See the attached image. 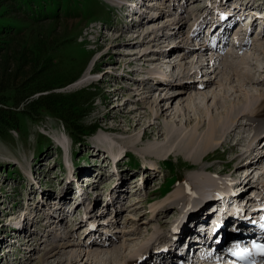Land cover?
I'll return each mask as SVG.
<instances>
[{
	"label": "rangeland",
	"instance_id": "374dc122",
	"mask_svg": "<svg viewBox=\"0 0 264 264\" xmlns=\"http://www.w3.org/2000/svg\"><path fill=\"white\" fill-rule=\"evenodd\" d=\"M129 1H134V4L139 7L140 0ZM120 2L122 1L0 0V22L4 25V28L0 27V29L3 34L7 32L11 36L15 33L16 39L22 41L27 38L35 39L39 34H42L49 47L47 53L55 61L51 65L50 77L57 79L56 82H62L78 76L75 81L54 91L65 95L80 91L86 92L85 104L79 107L80 112L70 117L66 116V118L72 119L74 124L80 126L79 132L68 130L59 119L53 116L41 114L34 119L28 117L23 110L26 103L5 110L6 112L19 110V112L11 114L8 127H0V249L4 247V245L1 246L2 240L8 229L14 227L13 224L23 222L24 218H26L25 226L22 225L23 231L19 234V238L35 231L36 234H39L37 235L39 240L32 247L30 246L34 241L25 247H20L19 244L12 241L13 249L16 250H13L6 260H1L6 251L0 252V264H26L27 259H30L29 264H42L40 258H43L42 256L49 247L46 243L47 239L44 237L47 234L45 232L46 224L47 221L55 218L54 206H58L57 202L64 198L65 194L69 198L63 199L66 204L63 208L62 218L59 217L61 223L58 224L56 236L67 237L65 239H68L72 245L67 249V252L77 255L76 263L73 264H125V260L130 255L142 259L139 254L135 256L134 253H138L144 247L143 253L146 250L145 246L150 245L158 237H166L165 241H171L174 228H180L182 235L187 230L186 235L183 236L192 238L193 233H196L200 228V224H205L202 223V218L208 213L204 214V212L214 208L220 202L196 198L193 193V189L198 187V183L192 184L190 181L194 175L199 174L197 168L200 170L202 168L200 165H205L215 173H220L222 180L230 179L231 181L235 178L234 182L236 183L232 185L234 192L249 186L248 192L252 191L249 195L244 193L245 195L241 196L242 193L239 194L243 199L249 198L255 192V196H258L259 189L263 186L264 158L257 169L252 167L255 172L249 185L245 186L246 182L243 179L246 176L245 171H248L251 164L246 167L245 171L234 175L239 170L237 171V165L232 160L245 151L243 146L246 137L253 135L249 128H246L242 134L244 136L243 146L233 149L234 140H231L229 143L219 146L216 152L210 153L206 162H199V165H195L191 159L193 153L190 152L191 156L186 152L181 153V156L170 154L168 148L171 145L167 138L155 139V136H152L148 131V135H144L146 124L159 122L155 118L144 116L143 122L139 123L137 129L132 127L140 119V113H145L146 110L155 107L154 102L161 99L162 102L159 101L160 108L164 110V114L160 122L165 121L164 123L170 124L169 137H175L180 142L186 139L182 136L188 137L192 134V139H195L193 133L197 130L196 139L202 140L201 135L205 130L206 115L221 113L223 101L216 104L211 99L213 94L221 93L218 84L205 92L208 94L207 100L199 94L196 97L197 100L189 101V97L194 96L195 92L188 89L185 94L176 97L173 102L163 101V98L167 93L174 95L178 90L176 88L169 89L168 92L165 90L166 84L161 82L155 84V79L149 80L148 85L141 87V82L146 81L145 77H148V72L152 71H156L158 74L160 72V77L164 76L163 72H166L164 74L167 76L170 74L177 86L183 84L184 78L180 73L187 67L201 69L202 76H208L211 73L212 62L208 56L203 57L201 61L208 63L200 66V63H195L193 59L195 55L190 59H182L183 54L180 53L186 46H192V41L190 42L192 38L187 39L193 35L195 29H199V35L202 33L201 29L209 16L205 18L203 24H201L202 18L209 11L211 17H215L213 10H215L216 4L220 3L219 0H143L142 9L145 10L144 15L149 18H145L141 24L137 21L138 18L141 19L140 16H136L134 20L130 21L127 16L129 11L120 10V4H118ZM232 4L236 5L235 0L229 4L230 8L233 7ZM152 15H158L159 18L154 17L156 18L154 19L151 17ZM179 19H182L184 24L182 29V24L177 23ZM167 25L169 26L166 27ZM152 29L154 32H151ZM205 31H203L204 36L206 35ZM162 34L170 36L164 39L158 47L156 44H152V39L155 36H158L159 39ZM10 36L8 39L4 35L0 36V62L5 55V42L8 41L7 44H11ZM242 37H249L252 42L256 36L249 33ZM217 45L221 46L219 42ZM230 45L229 42L225 46L226 49L223 47L222 51L233 52ZM173 47H177V49L174 50ZM250 49L248 50L249 56L258 59L256 67L261 69L264 66L263 56H259ZM157 50L162 52L159 53ZM195 51H192L191 54L196 53ZM242 54L244 55V53ZM243 55L240 58L230 57L226 60L229 59L228 61H233L235 64L241 65L244 71H248L249 65L240 60ZM134 57H137L138 61L133 62ZM154 57H157V60L153 61ZM192 61L194 64H189ZM88 71L91 72L88 81L78 83ZM256 71L259 70H255L254 67V72L256 73ZM189 78L190 84L200 83L195 81L197 78ZM179 82L181 83L178 84ZM231 84L225 82V87L233 90L231 88L233 85H243L235 76L234 83ZM149 87L154 88L152 93L147 90ZM139 88L138 91L141 92V95L134 97V94L138 92L135 91ZM163 88L165 91L162 90ZM114 90H116V94ZM242 91L229 96V101L244 99L245 94L248 93L253 94L254 98L252 99L257 102L255 97L260 92L264 93V86L248 84L242 87ZM39 95L35 94L32 99H37ZM149 95L150 99H147L146 97ZM140 99L145 101L146 108H141L139 113L133 115L130 112L138 106L136 101ZM195 104L201 108L200 111L194 112ZM0 107L3 109L5 106L0 105ZM191 119H193V123H190ZM199 119L202 120L201 124H198ZM198 125H202L203 129H197ZM110 127H114V129L112 131L105 130ZM90 129L95 131L90 135H85ZM135 139L141 145L131 147L130 141ZM258 142L259 148L264 146V142ZM199 145H197L196 151ZM119 148L127 149L128 158L118 161L116 164L118 173L108 175L111 159L117 160L115 157H117L116 153L119 152ZM149 148L163 149L162 156L164 157L158 160L144 157L143 153L147 149L150 150ZM261 150L264 151V149ZM157 153L161 154L160 151ZM157 153H154V156L158 155ZM106 155H109L108 161L105 158ZM100 159H102V166L107 167L104 171L106 175L90 178V184H87V186L89 185L87 188L89 194L85 196L84 203L78 204L81 199L75 200L71 196L72 188H75V185L64 173V164L66 160H72L77 166V173L91 174L95 172L94 167L99 164ZM92 180L95 181L92 182ZM238 182L242 185L239 184L241 186L236 187ZM118 183L119 185L116 186ZM222 184H224L223 181ZM137 187L142 189L139 190ZM176 187L187 188L183 189V195L181 193L177 195V201L174 203L176 207H169L168 205L172 202V199H168L169 193ZM169 190L170 192L166 195L165 193ZM116 196L118 197L116 198ZM186 196L189 197L188 202ZM241 198L237 197L240 201ZM166 206L169 210L165 209ZM192 206L194 208L189 211L192 216L186 218L184 214ZM39 208L44 210L45 215H48L47 220L43 214H41L42 218L40 216L37 218ZM32 218L34 223L37 220H40L41 223L31 224ZM8 222L13 224H8ZM91 222H94V229L90 227ZM135 225L142 227L141 235L137 237L132 235ZM15 237L17 238V236ZM52 238L50 236L49 240ZM90 238H102L107 243L112 239L116 241V244L103 249L105 252L100 256L88 255V248L83 243H88ZM157 245L158 242L153 245L152 250L147 251L149 256L144 260L147 262L146 264H153L152 261L155 260L157 253L155 249L160 248ZM114 248L118 249L120 256L118 255L117 259L110 262L109 257L115 255ZM172 254H175L174 251ZM69 256L71 257V253L62 257L63 260H66L64 264H69ZM178 259L176 258V260ZM57 260L53 258L48 261L50 264H55ZM174 264H177V261H174Z\"/></svg>",
	"mask_w": 264,
	"mask_h": 264
},
{
	"label": "bare ground",
	"instance_id": "6f19581e",
	"mask_svg": "<svg viewBox=\"0 0 264 264\" xmlns=\"http://www.w3.org/2000/svg\"><path fill=\"white\" fill-rule=\"evenodd\" d=\"M219 2H220L219 5L224 4V3L222 4V0H220ZM262 5H264V3L254 6V4L251 3V0H249V1H247V2L245 1L243 3L240 2V4L238 6H234L232 8V10L235 8H238V10L240 9V11H242L241 16H243V15L246 16V14H248L249 12L247 10H246L247 12L244 11L245 10L244 8L249 9V8L255 7V8L259 9L262 7ZM132 15H135V13H133ZM208 15H210V11L206 14L205 17L202 18L201 24H203V22L205 21V18ZM139 16L141 19L138 18L137 21L140 24L145 21L144 20L145 18H149L148 16H145L143 14H141ZM151 17L152 18H154V17L159 18L158 15H154V16L152 15ZM217 17H219V16H217ZM135 18H136V16H135ZM154 19H156V18H154ZM239 20H240L239 18H235V17L233 19L227 20L225 22L224 28L220 31V33L219 32L216 33V29H217V27H216L217 25H216L211 30V34L215 33L214 37L216 39H218L219 41L224 39L223 41L227 42L228 38L226 36L228 35V33L230 31L232 32L236 28L234 25L236 24V21H239ZM131 21H132V19H131ZM177 23L182 24V26H181V29H182L183 25H184L182 23V19H179ZM201 24H199V25H201ZM168 26L169 25H167L166 27H168ZM254 26L255 25H254V21H253L251 26L249 27V29L253 28ZM210 29H211V26H210ZM219 30H220V27H219ZM242 31L243 30H239L236 33L237 35L233 36V39H235V41L232 43L233 52L229 53V56H225L223 51L219 49V46H217V45L212 46L211 42L209 41L210 39L207 42L206 41L204 42V40L208 39L209 35L211 37L210 33H209V35L208 34L205 35L204 39H201V40H203V43L200 42L199 48L195 51L196 53L191 54V52L194 50L192 49V47H188V46H186L183 49V51H181L180 54L181 55L183 54L182 59H190V57L195 55L193 59L195 60V63H197V64L200 63V66L206 65L208 63V62L203 63L201 61H202L203 57H205V56H207V54H209V57H210L209 60H210V62H212V69L210 70L211 73L208 76H205V75L202 76L203 73H201V69H199V68L197 69V68H188L187 67V69L184 68L185 70L183 69L184 71H182V73H180L181 76L184 78L182 80L183 84L177 86L176 82L173 80V78L170 74H169L170 77L163 74L164 76H167L165 78L168 79V81L164 83V84H166L165 90L169 92V89H172V88L178 89L174 95H169L168 93L165 95V97L163 98V101H166V102H173V100L176 97H181L183 94H185L188 91V89L194 90V92H195L194 96L189 97V101L195 100L197 95L199 96V94L203 95L205 100H207L208 94H206L205 92L208 91V89H211L215 84H218V86H220L221 93L213 94L211 99H213V101L216 104L220 103V101L222 100L223 102H222L221 106L223 107V109H222L221 113L220 112L215 113L214 115H211V116L206 115L207 117L204 120L205 130L203 132V135H201L203 137L202 140L196 139L197 130H195V129H194L195 131L193 130L194 131L193 134L195 135V139H192L193 138L192 134L188 137L182 136V138L186 137V139H184L183 141H180V142L175 137H169V135H170V129H169L170 124L164 123L165 121L160 122L162 119V116L164 114V110H161V108H160V102H162V101H160L161 99H158L154 102L155 107L151 108L150 110H146L147 112H145V113H140L139 114L140 119L132 127H133V129H137V127L140 125L139 123L143 122V118H145L144 116H146L147 118L149 116H151L152 118H155V120H157L159 122H154V123L149 122V124H146V126H145V132L146 133H144V135H146V134L148 135V132H149L150 134H152V136H155V139H158V138L160 139L163 137L167 138L168 143L171 145V147L168 148V152H170V154L181 156V153L186 152L187 154H190V156H191V153H193V157L191 159H192V161H194L195 165H199V162H201V163L206 162L207 161L206 158H208L210 153L216 152V150L219 148V146H222L224 143L227 144L231 140H234L233 149H236L237 147L243 146L242 142H244V136L242 134L245 132L246 128L247 129L249 128L251 130V132L253 133V135H251L250 137H246L247 139L244 143L245 145L243 146L245 148V151L238 154V156L232 160V162L237 165V168H238L237 171L239 170L238 172H235L234 175H237V173H241V171H245V169H247L246 167H248L251 164V166L248 168V171L247 170L245 171L246 176L243 179V181L246 182L245 186H247L246 184L249 185L251 179H253L251 177H252L253 173L255 172V170L252 167H255L257 169L260 166V164L264 158V151L261 150V149H264V146L259 148V142L257 143V141H260V142L263 141L264 142V93L260 92L259 95H257L255 97V99H257V102L255 100L253 101V99H252V98H254L253 97L254 95L253 94L250 95L248 93L245 94L244 99L237 100L234 102L229 101L228 97L239 93V91L243 92L242 87L246 86L248 84L254 85V86H264V74H263L264 73V66L261 69H257L259 71L258 72L256 71V73H255L254 67L256 70V62L258 61V59H256L255 57H251L248 54V50L250 49V46H251L252 51L257 53L259 56L261 55V57L263 56L262 59L264 61V28L258 33V35L252 40V42H251L249 37H246L244 39H240L241 35H244V34L238 35V33L242 32ZM151 32H154V29H152ZM249 33H251V32H249ZM179 34H180V32H179ZM168 36H170V35L162 34L159 37V39H158V36H155L152 39V44H156V46L158 47L161 45V43L163 42L164 39L168 38ZM199 36H200L199 35V29H195L193 32V35H191L190 37H188V39L187 38L186 39L190 40V38H192L195 40H199L198 39ZM157 49H159V48H157ZM172 49L175 50V49H177V47H173ZM158 52L160 53L162 51L159 50ZM242 53H244V55ZM154 55H157V54H154ZM241 55H243L240 59L242 61V63L249 65L248 71H244V68L241 67V65H237L233 61L230 62V61H228L229 59L226 60V58H230V57L240 58ZM152 60L153 61L157 60V57H154ZM136 61H138V58L134 57L133 62H136ZM189 64L192 65L194 63L192 61V63H189ZM148 73H149L148 77H145L146 81L141 82V87L146 85V84L148 85L150 83L149 80L155 79V84H157V83H159V80L161 79L160 78V75H161L160 72H159V74L156 73V71H152V72H148ZM154 73H155V75H154ZM163 73H166V72H163ZM90 74H91V72L88 71L78 83L87 82L88 76ZM234 76L238 77L239 83H242L243 85L241 86L239 84H235L231 87L233 90H230V89L225 87V82H229L230 84L234 83ZM156 77H158V78L156 79ZM189 77H192V79L193 78H199L200 81H198V82H200V83L197 85L196 84H190L189 83L190 82ZM162 78H163V76H162ZM180 83L181 82H179L178 84H180ZM167 84H169V85H167ZM194 85H196V86H194ZM150 87L147 90H149V92L152 93L154 88H150ZM138 90H140V88L137 89L135 92H137ZM162 90L165 91L164 88ZM114 93L116 94V90H114ZM115 94H113V95H115ZM140 95H141V92L138 91L137 93L134 94V97H139ZM146 98L150 99V95L147 96ZM136 102H137L136 104L138 105V106H136L137 108L135 107V109H133L130 112L133 115L136 113H139V110L141 108H146L145 107L146 106L145 101H142V99L137 100ZM157 107H159V109L156 110ZM189 107L191 108L190 104H189ZM193 107H194V112L195 111L198 112L201 110V108L199 106H197L196 104ZM193 122H194L193 119H191L190 123H193ZM201 122H202V120L199 119L198 124H201ZM196 128L200 129V130L203 129L202 125H198ZM113 129H114V127L105 128V130H107V131H109V130L112 131ZM139 137H141V136H139ZM130 143L133 145V146L130 145L131 147H138L141 145L137 139H135L134 141H130ZM198 144H200V145L196 151V147ZM100 148L103 149L102 147H100ZM119 150H120V148H119ZM103 151H105V150H103ZM159 151L161 154L157 153ZM150 152H153V153H150ZM154 153L155 154L157 153L158 155L154 156ZM162 153H163V149H161V148H160V150L151 148L150 150H148V149L145 150L143 155H144V157L158 160V159H161L162 157H164V156H162L163 155ZM105 158L108 161L109 155H106ZM200 166L202 167V168L199 167L200 170H198V168H197V171L199 172V174L194 175L195 173L194 174L192 173L194 176L192 177V180L190 181L192 184L198 183L197 184L198 187L193 189V193L196 195V198L203 199V198H206L207 196H211L212 191H214L216 189L223 190L227 194L230 192V190L232 188V181H230V179H228L227 181H226V179L222 180V178H220V175H221L220 173H215L213 170H210L205 165H200ZM249 169H251L252 171H250ZM85 178H86V180H88L89 176H86ZM94 181L95 180H92V182H94ZM222 181L224 184L221 185ZM237 184L238 185L236 187H239L242 185V183H239V182ZM239 184H241V185H239ZM262 185L264 186V183H262ZM193 187H194V185H193ZM186 188L187 187H182V188L176 187L173 191H171L169 193L168 199H172V202L168 205L169 207H176V206H174L175 205L174 203H175V201H177V195L179 193L182 194V191H184ZM244 188H245V191L242 192L241 195H243L244 193L246 194L248 192L247 189L249 188V186L244 187ZM66 193H68V192L66 191ZM84 194H85V192H84ZM84 194H82V195H84ZM117 197L118 196H116V198ZM65 198H67L66 194H65L64 198H61L60 201L57 202L58 203V206H56L57 209L54 206L55 213L57 214L56 216H54L55 218H52L50 221H47L48 222L46 224L47 230L45 231V232H47V234H45V236L44 235L43 236L47 239L46 243H48L47 245L49 247L47 248L46 252L44 253V256H42L43 258H40L42 264H50L48 260L53 259V258L58 259L55 264H64L66 260L65 259L63 260L62 257L66 256V255H70V253H71V257L69 256V258H68L69 264H73L77 260L76 259L77 255L75 253L72 254V252H69V253L67 252V249L70 246H72L70 244V242H68V239H65L67 237L63 238L62 236H59V237L56 236V233L58 232V230H57L58 224H59V222L61 223V221L59 220V217L61 219L62 218L61 215L64 214L63 208H65L64 206L66 204L64 201ZM186 198H187V202H188L189 197L186 196ZM233 198L235 200H237V197H233ZM241 200L243 201L244 199L241 198ZM257 200L260 201V200H262V198L257 199ZM82 203H84L83 197L80 200V202H78V204H82ZM168 206L165 207L166 210H169V209H167ZM185 206H186V204H185ZM217 213L218 212L216 211V214ZM41 214H43L45 216L46 220L48 219L47 218L48 215H45L44 210L39 208V214L37 215V218L39 216H40V218H42ZM25 220H26V218H24L23 222L21 221L22 223L20 222L21 226H20V224H13L10 222H8V224L9 223L13 224L14 228H16L18 230L15 232V236H17V238L15 240H13V242L17 243V245L19 244L20 247H25V246H28L31 241H34V243L31 244V246H30V247H32L39 240V238H38L39 236H37V235H39L38 233L36 234V232L34 231L33 233H31L29 235L24 234L23 237L19 238V234L22 233V231H23L22 225H24ZM35 223L37 224V223H41V222H40V220H37ZM35 223H34V219L32 218L31 224H35ZM93 223L94 222H91L90 225L94 226ZM6 225H7V223H6ZM61 227H62V224H61ZM26 230H28V229L26 228ZM141 232H142V227L135 225V228L133 229L132 235L137 237V236L141 235ZM6 235H8V234H6ZM6 235H5L4 239L2 240L3 243L1 246H3V245L5 246V241H6V238L8 237ZM21 236H22V234H21ZM50 236L53 238L49 240ZM158 238L154 242H151L150 245H146L148 247L146 248V246H145L146 250L143 253H142V250L144 249V247L138 253H134L135 256L137 254H139L142 257V259L137 258V257L135 258L133 255H130L127 258V260H125L126 261L125 264H143L144 262L146 264L147 262L144 260H146L149 256L148 255L149 253H147V251L152 250L153 245L156 242H160V241L166 239V237H158ZM107 239H109V238L107 237ZM65 240H67V241H65ZM115 244H116V241H113L112 239L109 241V243H107L105 240L103 241L102 238H96V239L90 238L88 243H85V244L83 243V245L88 248V251H87L88 255H93V256H100L101 254H103V252H105V251H103V249L110 248L111 246H113ZM206 245L207 244L204 243V244L196 247V249L202 248L204 253L208 254L209 252L212 251V249H211V246H206ZM4 248H6V250H5L6 252L4 253V257L1 258V260H6L9 256V254L14 250L13 249L14 247L11 245H6V247H4ZM10 248H12V249H10ZM114 249H115V251H114L115 255L109 257L110 262L117 259L118 255L120 256V252H118V249L117 248H114ZM169 249H170V247L167 248L166 252L160 253L159 252L160 248L157 247L155 249V250H157V253L155 254V260L152 261V263L153 264H174V261H177V264H192L193 263V258L188 259V258L181 256V255H178V254L173 255L172 254L173 251H174V253H176L175 250H172V252H170ZM207 249H208V251H206ZM107 251H106V253H107ZM176 258H179V259L176 260ZM29 262H30V259L29 260L27 259L26 264H29ZM258 264H264V263L258 262Z\"/></svg>",
	"mask_w": 264,
	"mask_h": 264
},
{
	"label": "trees",
	"instance_id": "16d2710c",
	"mask_svg": "<svg viewBox=\"0 0 264 264\" xmlns=\"http://www.w3.org/2000/svg\"><path fill=\"white\" fill-rule=\"evenodd\" d=\"M0 27L4 28L2 22ZM14 35L3 34L0 29V36H10L5 42V55L0 62V127H8L11 114L18 111L6 112L7 108L18 107L26 103L24 113L34 119L41 114L49 115L59 119L70 131L79 132L80 126L68 119L73 114L79 113L81 105L85 104L86 92L80 91L74 94H62L54 90L76 80L74 78L62 82L50 77L51 65L55 63L47 53L49 47L44 36L39 34L35 39L18 40ZM1 43V41H0ZM51 54V53H50ZM24 71V72H22ZM35 94H40L37 99H32ZM71 114L69 115V113ZM95 130L90 129V135ZM3 134V133H2ZM1 135V134H0Z\"/></svg>",
	"mask_w": 264,
	"mask_h": 264
}]
</instances>
